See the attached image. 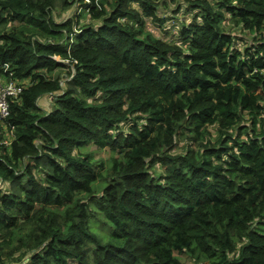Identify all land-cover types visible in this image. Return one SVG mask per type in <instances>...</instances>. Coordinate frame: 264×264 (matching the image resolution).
Here are the masks:
<instances>
[{"label":"trees","instance_id":"16d2710c","mask_svg":"<svg viewBox=\"0 0 264 264\" xmlns=\"http://www.w3.org/2000/svg\"><path fill=\"white\" fill-rule=\"evenodd\" d=\"M2 76L0 264H264V0H0Z\"/></svg>","mask_w":264,"mask_h":264},{"label":"rangeland","instance_id":"374dc122","mask_svg":"<svg viewBox=\"0 0 264 264\" xmlns=\"http://www.w3.org/2000/svg\"><path fill=\"white\" fill-rule=\"evenodd\" d=\"M182 11L183 10H180L179 12H177L175 14L178 17V20H180V18H186L187 19V17H188L187 15L183 14ZM77 13H79V6H77L76 4H74L70 8V11H67V12H65L64 14L61 15V18L65 19L68 16H72L73 18H76L74 16H76ZM83 18L84 17H80V19H83ZM172 24H175L176 25V21H170V22H168V24L165 25L164 28L167 29V30H169V32L168 33H164L163 32L162 35L165 38L166 37H172L173 40L179 41V39H176L175 37H173V35L170 32L171 27H172L171 26ZM223 25H225L226 30H229L230 32L233 33V35L235 37V41H236V47H242L245 44V39L246 38H249L250 39L253 36L257 35V32H250V31L245 30V29H242V28H240L238 26H232V24H230V22L228 21V18H226L224 20ZM148 27H149V29L151 31L156 32L158 34H161V33H159L158 30H156V28H154L150 24L148 25ZM179 43H181V41ZM61 82L63 83L62 80H61ZM45 98L42 97L41 100H38V103L39 104H42L43 102H45V105L47 106ZM209 129L212 131V135L215 136L216 135V130H214V128L212 126H210ZM183 142H184V140L181 139L180 140V145ZM94 148H96L95 145L88 144L87 146H85L84 151L92 150ZM108 156H109V150L108 149H100V150H97V152L93 155V157H94V159L96 161H101V163L103 164V167H106L107 164H108ZM101 185L102 184L99 181H97V182H95L93 184L96 192L100 189ZM92 229L95 230L97 233H99L103 238H107L108 237V232H107V229L106 228H99L96 224H92ZM176 254L186 264H194L195 263V261L188 255L189 253H187V252H184V253H176Z\"/></svg>","mask_w":264,"mask_h":264},{"label":"built area","instance_id":"2783aa9c","mask_svg":"<svg viewBox=\"0 0 264 264\" xmlns=\"http://www.w3.org/2000/svg\"><path fill=\"white\" fill-rule=\"evenodd\" d=\"M22 82L16 79L0 82V145H8L13 136V127H7L5 119L9 115V98L18 96L24 86Z\"/></svg>","mask_w":264,"mask_h":264},{"label":"bare ground","instance_id":"6f19581e","mask_svg":"<svg viewBox=\"0 0 264 264\" xmlns=\"http://www.w3.org/2000/svg\"><path fill=\"white\" fill-rule=\"evenodd\" d=\"M2 81H7L6 79H5V77H0V82H2Z\"/></svg>","mask_w":264,"mask_h":264},{"label":"water","instance_id":"95a60500","mask_svg":"<svg viewBox=\"0 0 264 264\" xmlns=\"http://www.w3.org/2000/svg\"><path fill=\"white\" fill-rule=\"evenodd\" d=\"M61 84H62V82H61ZM0 180H1V178H0Z\"/></svg>","mask_w":264,"mask_h":264}]
</instances>
